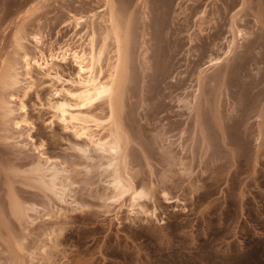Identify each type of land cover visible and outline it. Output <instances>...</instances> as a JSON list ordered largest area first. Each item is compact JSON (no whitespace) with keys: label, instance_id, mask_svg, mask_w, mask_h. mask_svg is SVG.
<instances>
[{"label":"rangeland","instance_id":"1","mask_svg":"<svg viewBox=\"0 0 264 264\" xmlns=\"http://www.w3.org/2000/svg\"><path fill=\"white\" fill-rule=\"evenodd\" d=\"M114 2L135 28L126 164L151 193L144 212L112 200L107 160L58 121L50 101L76 75L59 63L61 80L33 74L15 115L30 126L0 114V264H264V0ZM102 4L0 0V65L18 60V30L32 54L36 34L45 48L79 45L70 15Z\"/></svg>","mask_w":264,"mask_h":264},{"label":"bare ground","instance_id":"2","mask_svg":"<svg viewBox=\"0 0 264 264\" xmlns=\"http://www.w3.org/2000/svg\"><path fill=\"white\" fill-rule=\"evenodd\" d=\"M114 1L104 0L102 13L99 16L97 12L95 15L91 14L87 21L83 19L84 17H78L76 20L74 14L70 15L71 20L76 22V30L79 31L77 33L80 37L78 40L80 43L75 47L67 43L59 48L54 46L45 48L43 38L36 34L32 38L35 44V53L32 54L23 44L25 41L23 29L18 30L14 42V57L18 60L15 58L0 65V89L3 91L0 95V114L5 125L11 123L16 130L30 126L23 115L20 119L15 115L16 111L26 113L25 100L32 89L33 74L37 72L61 80L56 71L58 64L67 61L72 63L76 67L75 79L67 81L72 88L62 89L59 94H63L64 98L55 102L50 101V106L61 124L70 129L75 136L83 139L87 146L95 148L107 160L106 170H111L112 200L119 201L125 195H129L133 210L138 208L140 212H144L140 202L151 193L145 187L139 188L134 185L126 164L130 141L125 110L127 95L133 82L131 76L134 75V71L132 75L130 69L133 64L131 57H134V53H131L134 50L131 41L134 33L130 30L133 24L126 25L128 13H125V18L124 12L119 10ZM121 10L123 11V8ZM130 17L129 15V19ZM144 52L145 58L148 50ZM146 60L148 62V59ZM220 61L219 58H212L208 64L216 66ZM197 83L198 86L193 91L194 100L198 99L201 76ZM19 91H22L20 96L13 94ZM256 117L258 121L256 137L257 141H262L264 111L261 109ZM47 161L50 162V159ZM35 172L42 173V170L36 168ZM58 180L57 172L53 171L50 182L55 186Z\"/></svg>","mask_w":264,"mask_h":264}]
</instances>
